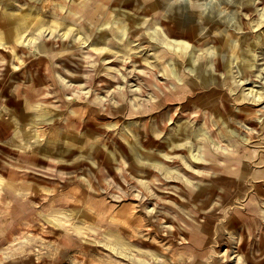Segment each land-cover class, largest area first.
Wrapping results in <instances>:
<instances>
[{
	"label": "rangeland",
	"instance_id": "374dc122",
	"mask_svg": "<svg viewBox=\"0 0 264 264\" xmlns=\"http://www.w3.org/2000/svg\"><path fill=\"white\" fill-rule=\"evenodd\" d=\"M153 1L0 0V264H264V0Z\"/></svg>",
	"mask_w": 264,
	"mask_h": 264
},
{
	"label": "bare ground",
	"instance_id": "6f19581e",
	"mask_svg": "<svg viewBox=\"0 0 264 264\" xmlns=\"http://www.w3.org/2000/svg\"><path fill=\"white\" fill-rule=\"evenodd\" d=\"M179 4V3H178ZM153 6H155V7H157V6H162V8L164 9V11H165V13H167V12H169L168 13V18H172V21L174 20V22L173 23H171V24H167L166 22H164V25H166L167 24V26H166V31H169L171 34H172V31H173V34L174 35H177V36H181V37H183V38H185L186 40H188V41H192L194 38H195V36H196V34H197V32L199 31V25H197L196 23H194L192 20H190V18L189 19H187V21L184 19V18H181L180 16L181 15H183V11L180 13V9H179V7H176V6H172L171 4H166V3H160L159 1L157 2V0H154L153 1V3H152V7ZM181 8V7H180ZM176 20H178L177 22H175ZM184 20V24H182L181 23V21H183ZM180 21V22H179ZM44 23V22H43ZM14 24H15V28H14V30H13V32H12V35L14 34V36H15V34H16V37L17 38H19V37H23L24 36V34L26 33V29H27V25L29 24V22L27 21V19H26V17H18V16H16L15 17V19H14ZM40 24H42V20L41 19H37V21H36V23H35V25H34V27H36V26H38V25H40ZM53 28H55V27H53ZM201 28V27H200ZM103 29V28H102ZM204 29V28H203ZM66 31L63 33V35L65 36V35H67V33H68V31H70L69 30V28H67V29H65ZM116 30H118V31H120L119 32V34L117 33V35H119L120 36V38L119 39H122L124 36H125V28H124V25H120V26H118L117 28H116ZM198 30V31H197ZM39 31H41V29H39ZM156 31V28H153V30L150 32V36H155V34L153 35V33ZM206 31V30H205ZM229 31V30H228ZM227 31V32H228ZM99 32V31H98ZM226 32V33H227ZM226 33H225V35H226ZM207 34H208V32H207ZM204 35V34H203ZM228 35H229V33L227 34V37H228ZM244 35V34H243ZM97 36V35H96ZM130 36V35H129ZM215 36V35H214ZM219 36V35H218ZM242 36V35H241ZM100 37V36H99ZM216 37V36H215ZM244 37H245V35H244ZM93 38V37H92ZM130 38V37H129ZM199 38H200V36H199ZM198 38V39H199ZM241 39H242V37H240ZM32 39H35V37H32V38H28V40H32ZM94 39H95V37H94ZM98 39V38H97ZM222 39V38H221ZM228 39V38H227ZM241 39H240V41H241ZM101 40V39H100ZM135 40H137V39H135ZM243 40H244V38H243ZM85 41V40H84ZM222 41V40H221ZM100 42V41H99ZM222 43V42H221ZM227 43V42H226ZM230 43L231 42H229V44L228 45H230ZM251 43V42H250ZM214 44V43H213ZM223 44V43H222ZM243 44V43H242ZM245 44V43H244ZM252 45H254V44H252ZM222 46V45H221ZM241 46H243V45H241ZM261 46H263V45H261ZM225 47H227V46H225ZM179 48H181V49H184V50H186L187 48H190L189 47V45L187 44V42L186 41H180V43H179ZM215 48H216V46H215ZM217 49H219V48H217ZM120 50L123 52V53H127V54H129V52H130V48H128V49H126L125 47H123V48H120ZM189 59H187L188 61H189V63H190V65H191V67L192 68H195V64H194V62H193V60H195L196 59V57H198L199 55L197 54V53H194L195 52V50H194V48L193 47H191L189 50ZM218 51H220V50H218ZM222 51V50H221ZM73 52V51H72ZM213 51L211 50V49H206L205 51H204V55H210L211 53H212ZM58 55V54H57ZM63 55V54H62ZM61 55V56H62ZM115 57V56H114ZM187 57H188V55H187ZM187 60H185V61H187ZM64 61V60H63ZM193 63V64H192ZM208 63V62H207ZM69 64V63H68ZM242 64H244V61H243V63ZM247 64V63H246ZM244 65V67H246V68H248L249 66V63L247 64V65ZM153 65V64H152ZM65 66H68V65H65ZM71 68V67H70ZM94 68V67H93ZM197 68V70L200 72V70H201V66H199V67H196ZM200 69V70H199ZM154 70V69H153ZM159 70V69H158ZM247 71V70H246ZM169 74H173V75H177L176 74V72H175V68H171V70H169ZM119 80V79H118ZM208 81V79L207 78H205V79H203V84L205 85V86H208V84H209V82L208 83H206ZM210 81V80H209ZM200 82V81H199ZM206 83V84H205ZM103 85V84H102ZM89 86V85H88ZM139 87V86H138ZM171 87V86H170ZM78 89V88H77ZM116 89H120V88H116ZM227 89V88H226ZM79 91H81V89H78ZM227 91V90H226ZM89 92V91H88ZM228 92V91H227ZM248 93H251L252 94V97H253V99L255 98V99H258L259 97H260V92H256V91H253L252 89L251 90H249L246 94H248ZM257 93V94H256ZM198 94H200V93H198ZM104 95V94H103ZM255 96H257V98L255 97ZM75 98V97H74ZM240 98V97H239ZM173 103V102H172ZM186 124V123H185ZM113 125V124H112ZM189 126V125H188ZM166 128V127H165ZM186 128V127H185ZM165 130V129H164ZM141 131V130H140ZM225 131V130H224ZM184 132V131H183ZM231 132H233L232 130H231ZM197 134H198V132H196L195 133V136H197ZM154 137V136H153ZM145 139V138H144ZM147 139V138H146ZM152 139H154V138H152ZM167 140V139H166ZM143 141V140H142ZM146 141V140H145ZM154 142H156V141H154ZM191 142V141H190ZM143 143H146V142H143ZM170 144V143H169ZM192 144V143H191ZM190 144V145H191ZM146 145H149L148 143H146ZM125 148V147H124ZM125 150V149H124ZM123 149H121V151L122 152H125ZM131 150H133L134 151V148H131ZM143 152V151H142ZM135 153V152H134ZM173 153V152H172ZM139 154V153H138ZM144 154V153H143ZM155 154V153H154ZM196 154H198L197 152H196ZM168 156V155H167ZM192 156V155H191ZM126 157V156H125ZM145 157V156H144ZM146 157H147V155H146ZM156 157V156H155ZM257 157V156H256ZM128 158V157H127ZM151 158H153V157H151ZM147 159V158H146ZM149 159V158H148ZM161 159V158H160ZM150 160V159H149ZM154 164V163H153ZM132 165V164H131ZM149 165V164H148ZM151 167V166H150ZM131 173H133L132 171H130ZM149 172V171H148ZM135 173V172H134ZM139 173V172H138ZM137 175V174H136ZM246 180V179H245ZM1 181H2V179L0 178V184H1ZM251 184V183H250ZM255 184V183H254ZM253 184V185H254ZM257 184V183H256ZM258 185V184H257ZM258 187V186H257ZM256 187V188H257ZM259 187H260V185H259ZM253 189V188H252ZM256 190V189H255ZM257 191V190H256ZM185 192V191H184ZM137 196V195H136ZM237 196V195H236ZM148 204V203H147ZM238 204H239V202H238ZM261 213L263 214V217H264V208L261 210ZM215 214V213H214ZM188 216V215H187ZM161 217H163V216H161ZM164 218V217H163ZM206 218V217H205ZM212 221V220H211ZM176 227V226H175ZM174 227V228H175ZM173 233V232H172ZM114 234V233H113ZM112 233H110V232H108L107 233V239H106V241L108 242V243H110V240L111 239H113V238H117V240L118 241H116V242H119L120 243V245L121 246H123V247H126L127 246V244H126V242H124L123 240H121L119 237H117V235L116 234H114L113 235ZM235 238V237H234ZM221 247V246H220ZM124 252V251H123ZM224 254V253H223ZM196 263V262H195Z\"/></svg>",
	"mask_w": 264,
	"mask_h": 264
}]
</instances>
